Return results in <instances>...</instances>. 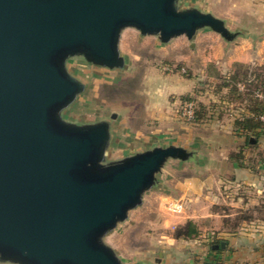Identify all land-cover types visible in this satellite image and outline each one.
Here are the masks:
<instances>
[{
	"label": "water",
	"instance_id": "1",
	"mask_svg": "<svg viewBox=\"0 0 264 264\" xmlns=\"http://www.w3.org/2000/svg\"><path fill=\"white\" fill-rule=\"evenodd\" d=\"M183 1L0 0V263L143 264L123 260L107 239L169 162L195 152L156 143L114 160L115 113L83 124L64 114L88 92L91 67L129 70L127 29L159 48L181 37L194 47L203 31L226 44L250 37ZM74 58L84 63L73 65L78 74Z\"/></svg>",
	"mask_w": 264,
	"mask_h": 264
},
{
	"label": "rangeland",
	"instance_id": "2",
	"mask_svg": "<svg viewBox=\"0 0 264 264\" xmlns=\"http://www.w3.org/2000/svg\"><path fill=\"white\" fill-rule=\"evenodd\" d=\"M224 3L229 10L228 1L224 0ZM180 5L211 11L215 4L212 0H185ZM219 6L222 4L219 3ZM227 23L232 31L248 33L253 38L264 36V23L256 28L251 23L237 27L229 19ZM155 40L140 37L133 29L123 31L121 46L129 70L107 71L91 67L82 75L88 83V92L65 112L64 117L83 124L109 119L115 113V125L121 132L122 147L112 157L114 160L141 151L144 146L139 144L142 141L137 137L151 133L160 135V140L151 145L174 143L193 149V161L187 162L186 167H181L175 173L173 185L179 186L188 178L197 180L192 200L185 199L183 209L195 213L191 222L197 226L199 234L190 241L175 240L174 230L189 222L190 215L170 211L167 203L163 202L161 205L165 207L167 225H154L153 217L128 233L119 234L115 239L110 235L106 239L128 262L205 264V246L220 241L217 229L224 226L229 233L242 234L245 231L240 229H246L248 236L238 235L239 243L260 248L259 262H264V135L258 139L256 146H244L245 138L236 134L235 124L236 120L247 114L249 98L254 94L261 97L264 45L254 60L246 52L239 57L243 61L233 58L225 65H214V68L207 65V61H201L195 53V46L191 47L183 37L174 41L171 49L174 48V51L168 49V53L159 49ZM206 45L205 53H209L211 43ZM74 64L84 63L81 58L71 59L69 68L73 73L76 71ZM237 64L242 67H237ZM234 71L240 72L237 83L232 85L237 88L238 94H231L228 88L221 87L231 82ZM188 98L194 102L197 110L201 104L206 107V120L202 123L194 124L181 116ZM163 117L165 121H160ZM241 146L243 151L238 155ZM231 155L235 156L237 162L232 163ZM236 155L241 157H238L239 161ZM239 164L242 166L237 167ZM231 178L236 179L238 185L227 183ZM206 179L210 182L209 211L227 217L205 220L200 216V207L205 201L201 191ZM223 181H227L224 188L221 186ZM157 211L155 216L163 218ZM212 257L208 263L219 262L215 255Z\"/></svg>",
	"mask_w": 264,
	"mask_h": 264
},
{
	"label": "crops",
	"instance_id": "3",
	"mask_svg": "<svg viewBox=\"0 0 264 264\" xmlns=\"http://www.w3.org/2000/svg\"><path fill=\"white\" fill-rule=\"evenodd\" d=\"M212 1L215 5L212 9H210L211 12L217 17L224 19L226 22L228 19L231 20V23L233 25H236L237 27H242L244 26V24L251 23L253 28H256L264 23V0H226L228 1L227 6L230 5L229 10L228 8H225L226 4L224 3V0H212ZM219 3L222 4L223 7L222 6L220 7ZM209 42L211 43V45L208 47L211 49V51L209 53H205L207 51V48L205 49V47H207L206 44H208ZM178 43H182V42H178ZM193 43H195V49H194L195 53L199 55L198 57L201 58V61L203 60L207 61L208 62L207 65L213 66L215 68L216 64H219L220 66H222L223 64L225 65L226 62L228 61L230 62L233 58H237V60L235 61H243L239 57L240 55L242 56L246 52L250 54L251 60H254L255 55H257L261 46L264 45V36L253 39L251 37H249L248 39L239 38L233 44H226L225 42L221 41L220 38H218V36H216L215 34L208 31H203V32H199L196 35ZM159 49L165 51V53H168V49L169 51H174V48L173 50H171L172 46L171 47L169 46V48L167 46L166 48H159ZM162 120L165 121V118L163 117L160 121ZM118 131H120V129H118ZM116 136H117L116 138L117 143L115 144V149L116 151H119L120 148L122 147L121 145L122 141L120 138V134L117 131H116ZM137 138H139L142 141L139 144H142L144 147H147L152 143L158 142L160 140L159 139L160 135L151 133L146 136H138ZM185 165L188 164L180 163V162H169L160 175L159 184L157 185L156 189L153 192L149 193L148 202H144L141 208H138L137 210L133 211L128 221L124 223V229L115 231L111 237L115 239L116 236L119 234L128 233L133 228H136L137 225H140L145 220L153 217L155 218L154 225L156 224L159 226L167 225L168 220L164 217L166 212L165 207H162L161 205V203L163 202L167 203V205L171 202H177L181 204L182 214H186L187 212V214L190 215L189 221H193L192 219L195 216V213L192 214L191 211L184 210L183 203L185 199L188 201L192 200V194L194 193L193 191L195 189V184L197 180L195 178H192L194 180L188 178L179 186L173 185L175 173L178 170H180L181 167H186ZM241 166L242 165H239L237 167H241ZM198 180L202 181V179H198ZM226 182L227 181L221 182V186L223 188L225 187ZM209 183L210 182L208 179L204 180L203 191H201L203 192V194L201 195L203 196V199H205V201L203 205L201 204L200 212H202V214H200V216L205 220L211 217H223V218L227 217L226 215L220 216L217 213L216 214L212 213V210L209 211V207H208V204L210 202L208 197ZM227 183H229L230 185L233 184L238 185L236 183V179L234 178H231L230 181H228ZM159 204L160 206H158L157 208V205ZM156 211L161 215L160 217H163L164 219L156 217L155 216ZM240 230L245 231V233L244 234L240 232L229 233L227 232L224 226L217 229L218 231L217 235L220 236L219 242L221 244L224 243V246L221 247L220 250L215 251L213 247L209 245L211 243L208 244L209 247L205 244L206 246L204 248V251H206V256H205L206 262L211 258H213L212 256L215 255L219 260V262L217 263H221V264H223L224 262L225 264H261V263L264 264V262H259L260 259L258 255L259 252L261 251L260 248H257L255 246L249 247V245L247 244L239 243L240 239H238V237L240 235L248 236V233H246L247 232L246 229H240ZM254 231L256 232L260 230H254ZM225 235L232 237L223 238L222 236ZM237 253H239L238 256H236ZM219 257H221V259Z\"/></svg>",
	"mask_w": 264,
	"mask_h": 264
},
{
	"label": "trees",
	"instance_id": "4",
	"mask_svg": "<svg viewBox=\"0 0 264 264\" xmlns=\"http://www.w3.org/2000/svg\"><path fill=\"white\" fill-rule=\"evenodd\" d=\"M165 65L170 66L168 64H165ZM236 66L242 67L241 64H237ZM239 74H240L239 71L232 72L231 82L222 84L221 87L228 88L231 94H238L237 88H235V86H232V85L237 83ZM231 86L232 88H230ZM260 88L262 89L261 97H258L255 94L254 96H251L248 100L249 103L247 105V114H244L240 120H236L235 122L237 126L236 134L239 136H243L245 138L244 146H248V147L256 146L258 139L264 135V120H262V118L264 117V80ZM188 103H192L194 105L193 118L188 121L194 124H200L203 121H205L206 114H207L206 107L201 104L199 105L200 109L197 110V107L195 106L194 102L190 98H188V101H186L184 105ZM250 137H253L255 139L254 143H250ZM242 149L243 147L241 146L238 155H241L243 151ZM238 157L241 158L240 156ZM230 159L233 160L232 163L237 162L234 155H231ZM239 160L240 159H238V161ZM198 234H199V231L197 229V226L193 222L189 221L182 226H178L174 230L173 238L177 241L179 240L190 241V240L195 239L198 236ZM211 246L213 247L215 251L221 249L220 242L211 243ZM205 264H221V263H216V262L208 263L205 261Z\"/></svg>",
	"mask_w": 264,
	"mask_h": 264
},
{
	"label": "built area",
	"instance_id": "5",
	"mask_svg": "<svg viewBox=\"0 0 264 264\" xmlns=\"http://www.w3.org/2000/svg\"><path fill=\"white\" fill-rule=\"evenodd\" d=\"M193 110L194 105L192 103L185 104L181 110V116L185 118L186 120H190L193 118ZM168 209H170L173 212L179 213L181 212V204L177 202H171L168 204Z\"/></svg>",
	"mask_w": 264,
	"mask_h": 264
}]
</instances>
